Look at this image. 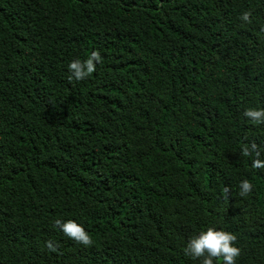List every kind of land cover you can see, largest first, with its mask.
I'll return each instance as SVG.
<instances>
[{
    "label": "trees",
    "instance_id": "obj_1",
    "mask_svg": "<svg viewBox=\"0 0 264 264\" xmlns=\"http://www.w3.org/2000/svg\"><path fill=\"white\" fill-rule=\"evenodd\" d=\"M249 108H264V0H0V264H201L184 249L209 227L237 236L236 264H264Z\"/></svg>",
    "mask_w": 264,
    "mask_h": 264
},
{
    "label": "clouds",
    "instance_id": "obj_2",
    "mask_svg": "<svg viewBox=\"0 0 264 264\" xmlns=\"http://www.w3.org/2000/svg\"><path fill=\"white\" fill-rule=\"evenodd\" d=\"M251 13L245 12L240 19L251 23ZM103 58L99 50L94 51L86 60H74L69 65L70 75L68 80L81 81L88 78L91 74L96 72L97 64H102ZM246 116L253 123H264V108H249L244 112ZM241 154L244 157L255 155L252 162V167L255 169H264V160L260 159L261 151L255 142L251 145L245 144L242 147ZM239 195L246 197L253 191V184L249 180H243L240 183ZM230 189H224L228 193ZM55 224L59 226L69 239L75 241L77 244H82L89 247L93 244L91 235L85 230L84 226L77 223L75 220H68L67 222L57 219ZM237 236L232 232L225 230H217L214 227L207 228L206 231L200 232L198 236H193L187 247L184 249L185 255L191 256L193 259H201V264H215V261L222 258L224 264H236L237 258L241 255V249L235 246ZM46 248L50 252H58V245L52 240L45 242Z\"/></svg>",
    "mask_w": 264,
    "mask_h": 264
}]
</instances>
